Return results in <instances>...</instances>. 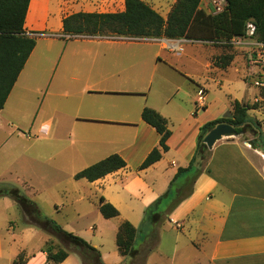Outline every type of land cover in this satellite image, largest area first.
Wrapping results in <instances>:
<instances>
[{"label": "crops", "instance_id": "obj_1", "mask_svg": "<svg viewBox=\"0 0 264 264\" xmlns=\"http://www.w3.org/2000/svg\"><path fill=\"white\" fill-rule=\"evenodd\" d=\"M109 1L76 0L79 9L69 10L61 0H30L27 35L52 28L48 24L52 16H59V23L54 35L36 38L46 43L36 42L0 109V148L16 133L17 113L27 120L28 132L35 126L49 132L53 120L45 119L44 110L48 98L55 96L75 106L71 111L58 109L56 123L66 120L72 129L86 132L89 145L97 149L111 146L99 159L118 154L127 164L94 182L81 179L119 210L117 231L124 221L138 229L147 208L158 201L151 212L154 218L160 216L158 221L148 222L137 236L141 245L155 237L141 264H149L153 256L167 264H264V148L256 144L257 135L248 131L218 141L208 148L199 175H178L195 156L205 124L232 118L234 100L243 106L264 101L259 89L252 88L253 77L247 79L243 66L219 68L208 56L202 62L198 56L202 47L211 48L200 42L64 36L62 22L69 15L125 10V0L120 11L106 10ZM231 74L240 76L245 93L239 96L227 87L222 109L212 113L214 99L206 82L212 77L222 87ZM145 107L167 119L171 136L162 158L139 170L150 152L160 147V135L142 119ZM248 116L264 136V107H252ZM248 133L253 138L247 139ZM102 259L105 264H123L126 257L117 247Z\"/></svg>", "mask_w": 264, "mask_h": 264}, {"label": "rangeland", "instance_id": "obj_2", "mask_svg": "<svg viewBox=\"0 0 264 264\" xmlns=\"http://www.w3.org/2000/svg\"><path fill=\"white\" fill-rule=\"evenodd\" d=\"M61 1V6L64 9H79V2L77 3L76 0H71V3H66L67 0ZM143 1L166 19L177 0ZM108 4L105 5L106 10L120 11L122 9L121 0H110ZM226 5L225 0H202L201 2V8L212 15L222 13ZM53 7L54 5H52ZM59 18L57 15L52 16L48 23L52 28L39 31L41 34L37 37L54 35ZM249 23L255 26L253 22ZM250 31L251 29L248 31L247 25L246 33L243 36L218 42H200L211 50L203 45L198 56L201 57L202 62L208 56L213 65L218 58L232 56L230 66H243L249 72L247 79L254 78L258 69L251 57L255 51L256 43L260 40L257 32L250 35L248 33ZM36 42L46 43L44 40H36ZM214 49L215 51L212 53ZM206 85L210 93L213 94L212 99L214 100L210 104L212 113L222 109L221 102H224L226 93L224 91L227 87L239 96L243 95L246 90L237 74L229 75L222 87L217 86L212 77H209ZM252 88L257 87L252 85ZM258 91L261 94L264 92L261 89ZM64 102L57 100L55 96L48 98L44 112L45 119L53 120V128L49 132L41 130L39 126H35L32 133L28 132L30 127L27 120L17 113L16 133L7 145L0 148V187L19 189L36 205L40 216L54 221L65 231L83 238L92 246H96L102 257V254H110L117 250V227L120 217L105 219L99 211L101 194L95 193L94 188L87 181L76 180L74 176L98 163L102 159L99 157L112 150V147L97 149L95 146L89 145L86 132L76 128L72 129V124L66 120L59 124L56 123L58 109L74 110L73 104ZM22 133L26 135L23 136ZM29 133L30 137L27 136ZM246 138L251 139L253 136L248 133ZM207 157L208 153H206ZM35 218L27 216L24 208L15 199L0 197V264H15V261L19 263L21 258L27 261L26 264H49L45 259L47 254L44 255L43 252L49 249L52 253L66 249L69 252L66 264H84V262L87 264L95 261L82 250L63 242L61 235L53 233L50 229L44 230L33 225L31 222ZM153 240L155 237L141 245V237H136L132 245L133 249L140 250V253L137 252L133 258L126 256L124 264H141L142 255ZM149 264H167V262L162 257L153 256Z\"/></svg>", "mask_w": 264, "mask_h": 264}, {"label": "trees", "instance_id": "obj_3", "mask_svg": "<svg viewBox=\"0 0 264 264\" xmlns=\"http://www.w3.org/2000/svg\"><path fill=\"white\" fill-rule=\"evenodd\" d=\"M225 1L227 5L224 11L212 15L201 8L202 0H177L165 19L143 0H125V10L120 13L79 12L65 17L62 22L63 34L64 36L87 35L110 38L186 39L210 43L243 36L246 33L248 23L253 22L259 40L264 41V0ZM29 3L30 0H0V109L4 108L21 71L36 46V37L27 35L24 28ZM33 10L34 5L30 17ZM232 59V56H223L221 59L218 58L214 65L226 68ZM261 95L264 99V92ZM252 107H264V101L255 103L253 106H243L239 101L234 100L232 118L217 119L205 124L201 128L195 156L187 168L179 170L178 175L191 172L197 176L202 172L206 153L209 152L204 139L219 124H229L241 134L252 131L257 135L256 144H260L264 148V136L259 130V124L248 116V111ZM142 119L154 127L160 135V147L150 152L139 166V170L150 167L162 158L163 152H167L169 149L167 141L171 136L167 119L154 109L145 107L142 111ZM126 166L125 160L120 155L113 154L80 171L74 178L94 182ZM0 197L15 199L24 208L27 216L36 217L31 222L33 225L44 230L50 229L53 233L61 235L63 242L82 250L95 260L87 264H105L99 251L86 240L65 231L54 221L40 216L36 205L19 189L0 187ZM157 204L158 201L147 208L143 223L138 229L128 221L121 223L116 239L121 255L133 258L137 254V250L133 249L132 242L148 222L158 221L157 217L160 216L154 218V215L151 214ZM99 211L105 219L120 216L119 210L111 203L106 202L104 197H100ZM43 252L47 254L46 261L49 264H61L69 257V252L66 249H60L55 253H52L50 249ZM26 262L25 259L21 258L20 262L15 261V264H26ZM84 264L86 263L84 262Z\"/></svg>", "mask_w": 264, "mask_h": 264}, {"label": "built area", "instance_id": "obj_4", "mask_svg": "<svg viewBox=\"0 0 264 264\" xmlns=\"http://www.w3.org/2000/svg\"><path fill=\"white\" fill-rule=\"evenodd\" d=\"M251 29L250 35H253L256 32V27L252 25L251 23H248V31ZM31 37H37L39 34L37 33H31L28 34ZM129 40H140L137 38H124ZM177 46L176 44H172V47ZM178 51H182V47H177ZM251 59L254 60L257 67V73L255 77L253 78V85L257 87L258 89H261L264 91V41H259L256 43L255 51L251 57Z\"/></svg>", "mask_w": 264, "mask_h": 264}, {"label": "water", "instance_id": "obj_5", "mask_svg": "<svg viewBox=\"0 0 264 264\" xmlns=\"http://www.w3.org/2000/svg\"><path fill=\"white\" fill-rule=\"evenodd\" d=\"M240 135L241 133H238L233 126L229 124H219L206 135L204 143L209 149H212L218 141L225 138L238 137Z\"/></svg>", "mask_w": 264, "mask_h": 264}]
</instances>
